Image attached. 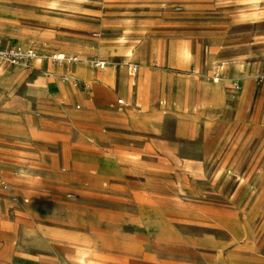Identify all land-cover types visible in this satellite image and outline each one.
I'll use <instances>...</instances> for the list:
<instances>
[{"label": "rangeland", "instance_id": "rangeland-1", "mask_svg": "<svg viewBox=\"0 0 264 264\" xmlns=\"http://www.w3.org/2000/svg\"><path fill=\"white\" fill-rule=\"evenodd\" d=\"M8 46L39 55L0 65L13 264L49 253L44 220L61 231L57 264H264V0H0ZM58 53L79 62L47 58ZM10 140L23 160L9 161Z\"/></svg>", "mask_w": 264, "mask_h": 264}, {"label": "crops", "instance_id": "crops-1", "mask_svg": "<svg viewBox=\"0 0 264 264\" xmlns=\"http://www.w3.org/2000/svg\"><path fill=\"white\" fill-rule=\"evenodd\" d=\"M120 43H122V42H120ZM186 45H188V44H186ZM137 50H138V53H137ZM139 53H140V49L139 48L136 49V46L128 47L124 51V54H125V57H126L127 60H131L132 57L138 56ZM72 55H75V54H72ZM178 57H181V58L183 57V48H179V50H178ZM185 59L188 60L187 58H185ZM127 70H128V66H127ZM77 73L79 75L85 76L88 79H93V80L98 79V77H96V75L93 72V70H91L89 68H84V67H81L80 66L79 68H77ZM128 73L133 78L132 85H136V81L134 79H135L136 75L139 73V71L137 72L136 75H131L130 72H129V70H128ZM146 75L147 76H151L150 73H148V74L146 73L145 76ZM110 77H111L110 74H108V75L106 74L105 75V73H104L102 75V77H101V80L103 82L109 81L110 80ZM103 91L104 92H102V93L105 95V89ZM219 91H221L220 88H219L217 94H219ZM214 94H215V92H214ZM117 100L115 102H113L111 104V106L114 107L119 113L125 112L126 109H127L128 104L126 103L127 106L124 108V110L119 111L116 108V106H113V104H116ZM14 122H15V119L13 117H10V116L6 117V116H2L0 114V128H1V130H2L3 127H8V128L11 127ZM8 144H10L12 146L11 147V150H10L11 157L9 158V161L11 163H14L18 159L23 160L24 152H22V154L19 153V150L17 149V147H15V146H18V145L15 142H12V141L9 142ZM4 205H5V211H7L6 204H4ZM40 231H42V236L38 240L39 241V244H40L39 246H41L46 251H49V253H44V254L41 255L40 258L39 257H35L34 259L31 258V257L35 253H33L31 249L30 250H27V251H23V253H25V255H27L26 256L27 258H31L35 262H39L40 259H41L40 264H57L58 263V260H57V257L54 255V253L57 251L58 246H60L61 243H62V239L63 238L61 236V231L59 229H57L56 226H54V225L52 226L51 224L47 223L45 220L41 224V230ZM1 232L2 231H1V226H0V233ZM69 240L71 242L70 243L71 245L69 246L70 247L69 250L72 249L71 250L72 252H74V251L77 252V248L78 247H76L75 244H76V242L78 240L76 238H73V237L69 238ZM15 252L18 253L17 251H14V253ZM11 253H12V250H11L10 242L9 241H5L4 243H1L0 242V264H13L12 261L10 260Z\"/></svg>", "mask_w": 264, "mask_h": 264}, {"label": "built area", "instance_id": "built-area-1", "mask_svg": "<svg viewBox=\"0 0 264 264\" xmlns=\"http://www.w3.org/2000/svg\"><path fill=\"white\" fill-rule=\"evenodd\" d=\"M38 53L32 49H25L20 46H8L0 47V65H11L14 67L26 66L38 59ZM50 60L59 62L60 64H73L79 62V57L77 55H67V54H52L49 57ZM94 66L100 69H104L107 66V61L96 60ZM128 70L131 75H136L139 71V66L136 63H129ZM64 81L70 82L75 88H87V85H83L77 78L71 74H64L62 76ZM264 81V74L260 77ZM217 81V80H216ZM237 87H239L237 85ZM119 111L124 110L127 106L126 102L123 99H118L116 104H113ZM1 185L4 189H8V184L5 181L1 182ZM74 196L69 194V197ZM61 264H68L66 261H63Z\"/></svg>", "mask_w": 264, "mask_h": 264}, {"label": "bare ground", "instance_id": "bare-ground-1", "mask_svg": "<svg viewBox=\"0 0 264 264\" xmlns=\"http://www.w3.org/2000/svg\"><path fill=\"white\" fill-rule=\"evenodd\" d=\"M190 55H191V53H190V48H189V46L188 45H186L184 48H183V56L185 57V58H187V59H189V57H190ZM214 92H215V94H217V90L215 89L214 90ZM73 241V240H72ZM72 250V249H71ZM70 250V251H71ZM75 252V251H74ZM77 252H78V250H77ZM81 252V251H80ZM87 254V253H86ZM84 255V254H83ZM83 255H81V257L83 258V257H85V256H83Z\"/></svg>", "mask_w": 264, "mask_h": 264}]
</instances>
